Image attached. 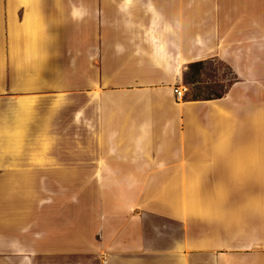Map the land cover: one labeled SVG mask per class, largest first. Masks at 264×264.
<instances>
[{"label":"crops","instance_id":"crops-1","mask_svg":"<svg viewBox=\"0 0 264 264\" xmlns=\"http://www.w3.org/2000/svg\"><path fill=\"white\" fill-rule=\"evenodd\" d=\"M253 21L228 52L179 0H0V264H264Z\"/></svg>","mask_w":264,"mask_h":264},{"label":"rangeland","instance_id":"rangeland-1","mask_svg":"<svg viewBox=\"0 0 264 264\" xmlns=\"http://www.w3.org/2000/svg\"><path fill=\"white\" fill-rule=\"evenodd\" d=\"M113 1L121 2V0ZM179 1L186 7L188 13L193 12L195 21L210 23L211 43L220 42L226 45L228 52L234 51L235 21L245 27L246 23L251 26V22L254 23L255 20V30L262 36L255 35L251 39L256 45L264 43V0ZM243 29L245 32V28ZM233 83V70L226 63L218 60L191 65L183 80V85L189 89L187 96L199 99L222 97Z\"/></svg>","mask_w":264,"mask_h":264},{"label":"built area","instance_id":"built-area-1","mask_svg":"<svg viewBox=\"0 0 264 264\" xmlns=\"http://www.w3.org/2000/svg\"><path fill=\"white\" fill-rule=\"evenodd\" d=\"M188 91L189 89L185 85H183L175 89L174 94L176 95L178 101H182L185 99Z\"/></svg>","mask_w":264,"mask_h":264},{"label":"trees","instance_id":"trees-1","mask_svg":"<svg viewBox=\"0 0 264 264\" xmlns=\"http://www.w3.org/2000/svg\"><path fill=\"white\" fill-rule=\"evenodd\" d=\"M185 98L189 99L190 101L208 100V99H199V98H189L187 95Z\"/></svg>","mask_w":264,"mask_h":264}]
</instances>
